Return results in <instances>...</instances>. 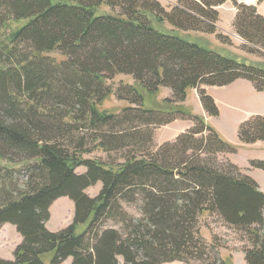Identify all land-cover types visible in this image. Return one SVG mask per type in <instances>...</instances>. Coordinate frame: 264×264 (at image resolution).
Masks as SVG:
<instances>
[{
	"label": "trees",
	"instance_id": "1",
	"mask_svg": "<svg viewBox=\"0 0 264 264\" xmlns=\"http://www.w3.org/2000/svg\"><path fill=\"white\" fill-rule=\"evenodd\" d=\"M226 1L237 10L232 29L241 50L264 57V18L237 4L242 0H177L167 9L157 0H0V228L11 225L21 238L13 260L0 264L203 261L198 225L206 217L249 235L246 264H264V194L219 160L236 150L183 108L186 93L196 91L203 111L217 116L200 87L245 80L264 92V68L174 34L228 42L214 27ZM102 7L109 14H97ZM117 76L133 84L113 90L109 81ZM160 88L171 92L164 107L144 108L141 91ZM110 95L132 107L99 111ZM178 119L192 127L151 152V128ZM237 134L246 146L264 142V117L242 123ZM96 150L120 161L82 158ZM18 165L23 169L14 171ZM251 166L264 170L261 162ZM98 183L100 192L89 198L85 190ZM61 198L74 205L73 219L50 232L49 209ZM218 255L211 264H226Z\"/></svg>",
	"mask_w": 264,
	"mask_h": 264
},
{
	"label": "rangeland",
	"instance_id": "2",
	"mask_svg": "<svg viewBox=\"0 0 264 264\" xmlns=\"http://www.w3.org/2000/svg\"><path fill=\"white\" fill-rule=\"evenodd\" d=\"M164 8L174 6L177 0H157ZM237 4L254 7L257 15L264 16V0H242ZM254 4V5H252ZM218 13V22L216 23V34H220L225 37L228 42H222L217 40L216 35H208L195 32H175L174 34L182 39L195 43L204 48L213 50L222 56L233 57L238 62L245 63L247 65L254 64L261 68H264V57L259 54H247L241 50V46L244 42L233 33L232 24L236 16L237 10L233 6L231 1H226L223 5L216 9ZM97 14H109V11L102 7ZM264 18V17H263ZM24 22L18 24H11L12 28L16 29ZM156 27V25H155ZM159 28V27H158ZM162 30L165 32L171 31V27L164 25ZM58 58V57H57ZM60 58H58L59 60ZM113 90H117L123 84H133V80L127 76H117L113 80L109 81ZM207 96H209L218 111L217 116L207 115L199 102L196 91H188L186 93V100L183 103V108L191 114L200 116L203 118L205 124L211 127L217 135L228 145L233 147L235 153H229L224 156H220L219 160L230 162L232 165H246L249 170L246 175L252 179L256 184L264 190V170L251 166L252 162L264 163V142H258L253 146L258 145L253 150H243L240 147L238 140V129L240 125L252 117L261 116L264 117V92H256L251 83L245 80H237L232 84L224 87H200L204 90ZM141 95L144 100V108L147 109H162L163 100L171 97V92L167 88H160L157 92L148 95L146 91H141ZM132 107L127 102L119 101L114 95L107 97L103 103L98 107L99 111H106L111 114H119L124 108ZM192 127V123L189 120H176L169 125L161 126L158 128H151L153 130L151 152L154 153L156 149L168 142H172L175 138ZM84 160H99L105 162H111L120 158L119 154L112 153L110 155L101 151H93L90 154L82 157ZM229 160H227V159ZM120 161V159H119ZM236 166V165H235ZM237 167V166H236ZM14 171L23 169L20 165L13 167ZM78 175L84 174L85 169L80 167L75 170ZM25 180V179H24ZM257 182H256V181ZM17 188L22 189L23 183L20 180L15 181ZM257 185V186H258ZM101 185L98 183L93 187L85 190V194L93 199L100 192ZM260 190V189H259ZM135 207H126L125 210L134 218H138V214ZM74 205L66 198H61L54 202L49 209L50 218L45 227L50 232H57L68 227L73 219ZM264 218V211H263ZM201 224V225H200ZM198 227L199 237L201 236L206 245V253L203 261L188 260L186 263L172 262L164 264H211L216 258L215 253H218V257L226 260V264H246L244 260V251L251 249L249 243V235L244 234L243 231L237 228L229 227L223 224L216 217H206L200 221ZM107 224L106 226H109ZM85 225L78 228V232L83 231ZM21 243L20 236L16 233L14 227L11 225H4L0 228V259L13 260V252L17 246ZM48 258L44 259L47 264ZM64 264H70V260Z\"/></svg>",
	"mask_w": 264,
	"mask_h": 264
},
{
	"label": "crops",
	"instance_id": "3",
	"mask_svg": "<svg viewBox=\"0 0 264 264\" xmlns=\"http://www.w3.org/2000/svg\"><path fill=\"white\" fill-rule=\"evenodd\" d=\"M252 5H254V4H252ZM264 17V16H263ZM204 89V91H205V88H203ZM258 145H256V146H253V145H250V146H246V145H243V144H241L240 143V147L243 149V150H253L254 148H256ZM227 159V158H226ZM227 160H229V159H227ZM230 161V160H229ZM234 164L237 166V168L241 171V172H243V173H245L246 174V171L247 170H249L248 169V167L246 166V165H237L235 162H234ZM234 165V166H235ZM256 181V180H255ZM257 182V181H256ZM257 185H258V183H257ZM258 189H260L259 191L261 192V193H263L264 194V190L258 185Z\"/></svg>",
	"mask_w": 264,
	"mask_h": 264
}]
</instances>
